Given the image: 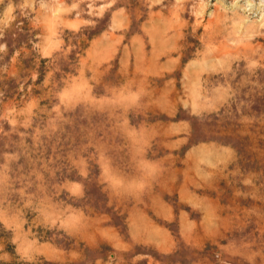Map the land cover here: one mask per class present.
Returning <instances> with one entry per match:
<instances>
[{"label": "rangeland", "instance_id": "374dc122", "mask_svg": "<svg viewBox=\"0 0 264 264\" xmlns=\"http://www.w3.org/2000/svg\"><path fill=\"white\" fill-rule=\"evenodd\" d=\"M0 264H264V0H0Z\"/></svg>", "mask_w": 264, "mask_h": 264}]
</instances>
